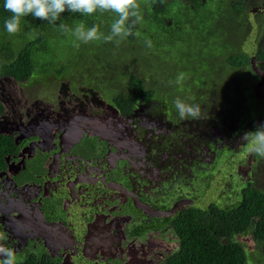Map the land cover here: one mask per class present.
Returning <instances> with one entry per match:
<instances>
[{
    "label": "flooded vegetation",
    "instance_id": "flooded-vegetation-1",
    "mask_svg": "<svg viewBox=\"0 0 264 264\" xmlns=\"http://www.w3.org/2000/svg\"><path fill=\"white\" fill-rule=\"evenodd\" d=\"M260 1L264 8V0L250 2L251 30L244 35L247 23L239 22L234 34L250 43L244 58L264 71ZM178 72L170 82L161 70L138 73L151 96H131L126 85L114 95L94 86L83 99L65 94L12 128L0 126L13 140L0 158V231L16 264H161L178 248L173 228L185 211L233 204L249 185L264 191L255 178L264 158L250 155L241 139L264 117L236 97L256 95L261 76L254 70L257 80L245 87L218 72L198 82V96L182 99L168 95ZM121 92L127 97L119 103ZM178 97L199 104L204 119L181 120Z\"/></svg>",
    "mask_w": 264,
    "mask_h": 264
},
{
    "label": "trees",
    "instance_id": "trees-1",
    "mask_svg": "<svg viewBox=\"0 0 264 264\" xmlns=\"http://www.w3.org/2000/svg\"><path fill=\"white\" fill-rule=\"evenodd\" d=\"M146 1L151 3V11L149 12L147 4L139 0L143 20L134 26L133 34L119 44L115 41L105 42L103 40L87 44L80 43L82 51L79 55L66 52L62 58L40 66L36 53L43 49V45L40 46L35 42L41 40L44 33L40 29L30 30L32 32V38H30L26 29H29L31 25L42 23L44 29L48 31L47 35L54 38L58 37L57 34H62L58 27L61 22L70 29H74L81 22L86 27L95 24L99 26L100 32L107 35L110 33L111 24L117 19L116 14L97 12L87 16L65 11L55 25L29 15L21 19V29L24 28L25 31L20 32V30L15 35H11L6 31L4 22L12 13L4 9L5 0H0V40L3 42H0V81L12 78L23 83L29 82L36 75L62 76L71 73L76 80L83 79L84 85L100 83L107 88L114 89V86H109L108 82L103 84L102 81L107 74L109 77L111 73H117V76L120 75L128 80L126 85L130 86L131 96L145 97V95L151 96L152 94L147 91L148 86L138 73L149 71L155 77V71L161 70V77L170 82L175 73L182 71L186 79L181 84L173 85L174 87L168 92V95L171 94L173 97L177 93L181 96H198L200 86L204 85V82L201 84L198 82H212L214 78H219V75H216L218 72L227 77L228 84L230 83L228 77L230 78L231 75L241 78L242 83L250 80L249 75L254 73L250 59H240L237 56L240 53L239 50L237 51L238 48L235 50L237 52L233 53L227 51L226 47L229 44L238 46L236 38L240 40L242 36H236L234 32L239 22L247 23L246 32L242 30L244 35L251 30L250 23L256 14L252 12L253 5L250 3L252 0H237L242 3L229 0L231 4L229 7L233 9L232 13L226 12V19L229 22L226 29L221 28L222 18L219 15L216 23L209 30L212 39H207V42H203L202 45L193 44L190 47H188V41L184 42L181 52L177 54L169 48L171 45L168 42L159 40V34L157 35L151 26L155 23L167 24L166 15L177 8L176 1H184L188 4L186 7L188 10L192 3H196V7L190 11L193 13L196 11L201 22H204L211 15V11L206 8L207 0ZM171 1L175 3L172 4ZM225 2L226 0H221L224 6H226ZM259 3L261 4L262 1ZM263 9V4H261L258 16L261 15ZM144 20H147L146 24ZM262 22L263 20L258 22L260 26H263ZM34 36H36L35 41ZM147 40L151 41L150 48L146 44ZM230 50L233 49L230 48ZM260 55L264 58V52L261 50L258 58ZM224 77L219 80H224ZM192 82H197V84L194 85ZM111 95H114V92ZM126 97L127 95L121 92L116 96V101L121 103L122 100H126ZM226 97L229 100L233 98L232 102L235 103V94L228 93ZM236 97L245 107L256 108V118L264 117V99L257 97L254 93L242 96L237 94ZM6 110L5 102L0 97V118ZM9 137L0 133V158L2 159L10 149L8 145L13 142ZM173 229L178 236V248L172 254L167 255L161 264H247L250 260L248 259L249 251L245 243L241 241V237L246 235L253 238L264 261V191L249 185L233 204L228 203L225 207L213 204L206 210L200 208L187 210L178 218Z\"/></svg>",
    "mask_w": 264,
    "mask_h": 264
},
{
    "label": "rangeland",
    "instance_id": "rangeland-1",
    "mask_svg": "<svg viewBox=\"0 0 264 264\" xmlns=\"http://www.w3.org/2000/svg\"><path fill=\"white\" fill-rule=\"evenodd\" d=\"M145 5L151 11V3H147L146 0H142ZM226 0L224 6L221 0H207V7L211 11V15L204 21L201 22L199 14L193 13L192 11H183L182 8H186L188 4L185 2H177V8L172 10L166 15L167 24L155 23L150 28L159 34V40L163 42H168L171 46L169 48L173 49V53H180L184 42L188 41V47L193 44L202 45L203 42H207V39H212L209 30L216 23V18L221 15V28L223 30L229 25L226 19V12L232 13V9L229 7L231 4ZM235 2H240L237 0H232ZM252 2V1H251ZM172 4L175 2L171 1ZM179 3V6H178ZM242 3V2H240ZM227 8V10H225ZM193 10L192 8H190ZM231 15V14H230ZM191 19V21H190ZM239 22V21H238ZM147 20H144V24ZM40 29L44 34L41 40H37L35 43L42 46L43 49L37 51L36 56L39 61V65L45 64L46 62H52L58 58H62L64 53H69L72 55H79L82 48L74 47L75 37L70 33L57 34L58 37L54 38L47 35L48 31L44 29L42 23H35L31 25L26 32L32 34L30 30L34 31ZM25 31L24 28L20 32ZM146 37V35L144 36ZM36 36L33 37V40ZM241 38L236 41L238 44V50L240 53L237 56L241 59L247 56V50H251L250 43H243ZM35 41V40H34ZM1 43H3L0 40ZM79 43V42H78ZM242 44V45H241ZM91 51V49H90ZM229 58V57H228ZM227 59V58H226ZM223 69V68H222ZM78 70V69H77ZM148 72V71H145ZM82 75V74H81ZM145 75V74H144ZM108 74L103 78L104 84L108 82L109 86H114L115 88H123L128 80L122 76H117V73H111L109 77ZM251 81H256L257 77L255 73L249 75ZM234 77L232 78V81ZM244 82V84H246ZM243 84V85H244ZM247 85V84H246ZM245 85V87H246ZM98 86L104 93H112L113 89L107 88L102 84L98 85H84L83 79L76 80L75 76L71 73L68 75L58 76L56 74L47 75H36L34 78L30 79L29 82H18L12 78L2 79L0 81V97L5 102L7 107V112L2 120H0V126L4 129H9L14 126L18 121L27 119L26 116L29 111L35 112V108L42 106V104H53L61 102L64 99V95L67 94L69 97L83 99L86 97L85 92H89L90 87ZM127 86V85H126ZM251 90V88H249ZM100 91V90H98ZM248 91V89H247ZM179 98V97H178ZM184 97L182 96V99ZM36 105V106H34ZM258 181V187L264 189V159L259 163L258 173L255 175ZM237 181L235 178L234 183ZM235 185V184H234ZM239 186V185H238ZM234 186V187H238ZM219 205L225 207V204L218 202ZM241 241L245 243L247 250L249 251V262L247 264H264L261 254L256 247V243L250 235L241 237Z\"/></svg>",
    "mask_w": 264,
    "mask_h": 264
},
{
    "label": "clouds",
    "instance_id": "clouds-1",
    "mask_svg": "<svg viewBox=\"0 0 264 264\" xmlns=\"http://www.w3.org/2000/svg\"><path fill=\"white\" fill-rule=\"evenodd\" d=\"M140 8L139 0H5L4 9L12 15L5 20L4 27L9 34L15 35L21 30V19L29 15L55 25L65 11L87 16L97 12L101 14L111 12L116 14L117 19L111 24L110 33L107 35L100 32L98 25L86 27L83 22L76 25L74 29H70L63 22L58 27L63 33H70L75 37L74 47L76 48H79L80 43L87 44L98 40L115 41L119 44L132 35L134 26L143 20ZM30 38H32L31 34ZM146 44L149 48L152 46L150 40H147ZM185 79V74L180 73L175 83L181 84ZM174 107L181 120L204 119L199 104L186 103L176 98ZM241 139L245 142L250 155L264 158V124L258 125L255 131L245 132ZM6 240L7 234L0 231V264H16V252L5 245Z\"/></svg>",
    "mask_w": 264,
    "mask_h": 264
},
{
    "label": "water",
    "instance_id": "water-1",
    "mask_svg": "<svg viewBox=\"0 0 264 264\" xmlns=\"http://www.w3.org/2000/svg\"><path fill=\"white\" fill-rule=\"evenodd\" d=\"M252 64H253V68L254 70L256 71V73H258L260 76H261V80L259 81V83L257 84L256 86V89H255V93L258 97H261V98H264V94L262 93V85L264 83V71L261 70L257 64H256V60L253 58L252 59Z\"/></svg>",
    "mask_w": 264,
    "mask_h": 264
}]
</instances>
